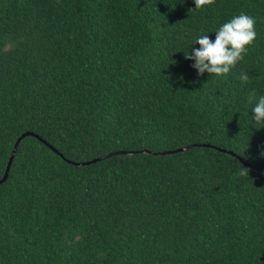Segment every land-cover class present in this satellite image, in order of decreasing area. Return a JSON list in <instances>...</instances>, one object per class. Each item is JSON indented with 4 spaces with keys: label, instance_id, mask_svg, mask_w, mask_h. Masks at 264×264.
<instances>
[{
    "label": "trees",
    "instance_id": "trees-1",
    "mask_svg": "<svg viewBox=\"0 0 264 264\" xmlns=\"http://www.w3.org/2000/svg\"><path fill=\"white\" fill-rule=\"evenodd\" d=\"M194 7L0 0V178L23 132L57 151L19 142L0 264H264V173L245 165L264 169V0ZM240 13L256 21L243 59L198 75L184 53Z\"/></svg>",
    "mask_w": 264,
    "mask_h": 264
},
{
    "label": "clouds",
    "instance_id": "clouds-1",
    "mask_svg": "<svg viewBox=\"0 0 264 264\" xmlns=\"http://www.w3.org/2000/svg\"><path fill=\"white\" fill-rule=\"evenodd\" d=\"M215 0H194L195 10H204L206 6L214 5ZM255 18L244 13L232 17L215 31L214 41L208 35L196 38L191 53H184L185 58L194 61L191 65L198 75L205 72L217 77H225L236 64L241 61L252 45L255 38ZM244 83L249 81L247 73L240 75ZM252 97H249L251 103ZM254 125L264 126V96H261L252 108ZM248 169L240 171V175H247Z\"/></svg>",
    "mask_w": 264,
    "mask_h": 264
},
{
    "label": "water",
    "instance_id": "water-1",
    "mask_svg": "<svg viewBox=\"0 0 264 264\" xmlns=\"http://www.w3.org/2000/svg\"><path fill=\"white\" fill-rule=\"evenodd\" d=\"M25 136H34L36 137L37 139L41 140L42 142H44L49 148H51L54 152L57 153V151L51 147L49 144H47L44 140H42L38 135H35L33 134L32 132H23L22 134H20L17 139L15 140L12 148H11V152L8 156V159H7V163H6V166H5V170H4V173L2 175V177L0 178V183L4 182L7 178V175H8V171H9V168L11 166V163H12V160L14 158V155H15V152H16V148L19 144V142L25 137ZM200 144H191V145H186V146H183V147H180V148H177V149H173V150H167V151H158V152H152V151H149V150H138V151H114V152H109L107 154H104V155H101L99 157H96V158H93L91 160H87V161H82V162H75V161H68L66 160L68 163L70 164H73V165H87V164H90V163H93V162H96V161H99V160H102V159H105L107 157H111L113 155H116V154H124V153H128V154H132V153H136V152H144V153H152V154H156V155H163V154H168V153H175V152H180V151H184L190 147H193V146H199ZM206 146V145H205ZM221 151H224V152H227L229 154H232L234 155L232 152L230 151H226V150H223V149H220ZM245 165L253 172H256V173H264V169H256L248 164L245 163Z\"/></svg>",
    "mask_w": 264,
    "mask_h": 264
}]
</instances>
